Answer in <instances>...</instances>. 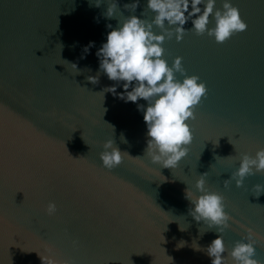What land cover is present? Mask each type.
<instances>
[{
  "label": "water",
  "instance_id": "1",
  "mask_svg": "<svg viewBox=\"0 0 264 264\" xmlns=\"http://www.w3.org/2000/svg\"><path fill=\"white\" fill-rule=\"evenodd\" d=\"M96 2L0 0V264H42L40 256L67 264H211L206 248L217 235L230 251L247 242V229L257 234L254 258L264 264V191L257 196L253 187L264 185V171L241 187L230 179L243 154L264 148V0H230L247 29L223 43L185 31L161 45L169 67L181 57L186 75L207 89L186 121L187 154L173 169L144 155L147 128L137 105L147 102L120 99L123 82L109 80L96 56L120 21H151L154 13L147 0L134 11L124 5L136 0ZM109 3L117 5L111 19L103 15ZM183 27L191 29V20ZM111 86L116 94L104 91ZM110 139L122 162L108 170L99 153ZM204 173L205 188L223 197L232 218L221 233L189 215L185 191L199 195Z\"/></svg>",
  "mask_w": 264,
  "mask_h": 264
},
{
  "label": "clouds",
  "instance_id": "2",
  "mask_svg": "<svg viewBox=\"0 0 264 264\" xmlns=\"http://www.w3.org/2000/svg\"><path fill=\"white\" fill-rule=\"evenodd\" d=\"M100 3L101 0H97L96 6L99 7ZM200 5H203V10ZM215 5L216 0H147L146 9L154 13L152 20L140 19L135 15L126 17L119 22L118 27L107 33L106 42L96 52L99 70L109 80L123 82L124 92L118 94L120 99L132 103L140 99L147 102L146 107L137 105L138 110L143 112L147 128L144 155L163 168H175L186 156L187 145L192 140V132L186 121L195 118L193 109L206 95L207 89L203 82H198V76L186 75L181 57L174 58L169 67L162 58L164 49L161 45L166 38L172 39L173 35L179 42L185 31H194L196 35L207 32L215 42L223 43L234 34L247 29L238 8L230 0H222V10L216 9ZM137 6L138 0L125 4L124 8L134 11ZM116 8V3H109L103 15L108 19L113 18ZM210 17L214 20V27L211 28L208 27ZM189 20L192 28L186 30L183 26ZM153 26L159 28L161 33L154 34ZM107 27L111 28V25ZM91 46L90 43L85 47V53ZM176 73L183 77L182 81L176 78ZM88 79L91 83H97L96 77ZM104 91L116 94L115 86L105 88ZM121 139L123 140V136ZM113 144L112 139L105 141L104 150L99 153L101 166L108 170L122 162V152ZM261 171H264V148L258 150L254 157L243 154L239 167L231 174L230 179L235 181L236 187H241L247 176ZM206 175L207 173L201 174L196 181L195 188L199 195H194L188 189L185 191L186 199L193 205L189 209V215L197 222L203 221L208 229L215 227L221 233L229 227L228 222L232 218L224 210L223 197L205 188ZM228 181L223 182L225 187L228 186ZM253 187L257 196L264 191V185L256 184ZM56 211L55 203L50 201L46 213L51 216ZM180 230L184 231L185 228L180 227ZM200 232L203 234L205 231L200 229ZM246 232L247 236L243 239L247 242H235L230 251L226 249L222 235H217L206 248L211 264H229V258L233 264H260L254 258L256 250L253 247V237L257 234L251 229ZM183 243L181 241L178 246H183ZM225 252L227 255H222ZM40 259L42 264H67V261H59L54 256H40Z\"/></svg>",
  "mask_w": 264,
  "mask_h": 264
}]
</instances>
